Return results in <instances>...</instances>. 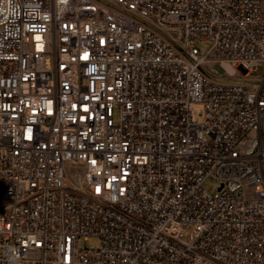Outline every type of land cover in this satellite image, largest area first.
Listing matches in <instances>:
<instances>
[{
	"label": "built area",
	"instance_id": "built-area-1",
	"mask_svg": "<svg viewBox=\"0 0 264 264\" xmlns=\"http://www.w3.org/2000/svg\"><path fill=\"white\" fill-rule=\"evenodd\" d=\"M0 264H264V0H0Z\"/></svg>",
	"mask_w": 264,
	"mask_h": 264
},
{
	"label": "rangeland",
	"instance_id": "rangeland-1",
	"mask_svg": "<svg viewBox=\"0 0 264 264\" xmlns=\"http://www.w3.org/2000/svg\"><path fill=\"white\" fill-rule=\"evenodd\" d=\"M196 45L199 46L200 48L207 49L210 46V42L209 41L198 40L196 42ZM203 69H204L205 73L212 79L238 81L237 79H234V78L225 77L224 76V69L221 67V65L219 63L205 64L203 66ZM260 73H261V68H259V70L257 72H255L254 75L258 76V75H260ZM239 81L247 82V80H239ZM248 82H250V81H248ZM203 186L210 193H215L218 190V185L213 179L205 180L203 182ZM85 244H88L91 247H95V246L98 245V241L97 240H93V241L87 243V242L82 240L80 242V246L81 247L84 246Z\"/></svg>",
	"mask_w": 264,
	"mask_h": 264
}]
</instances>
